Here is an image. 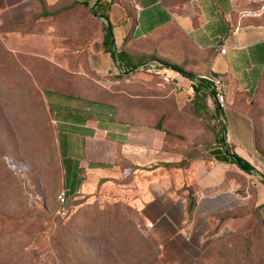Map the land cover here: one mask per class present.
Returning a JSON list of instances; mask_svg holds the SVG:
<instances>
[{
    "label": "rangeland",
    "instance_id": "rangeland-1",
    "mask_svg": "<svg viewBox=\"0 0 264 264\" xmlns=\"http://www.w3.org/2000/svg\"><path fill=\"white\" fill-rule=\"evenodd\" d=\"M162 1L170 9L181 10L189 0ZM78 2L59 0L55 5H48L41 0L14 32L0 35V221L3 222H0V229L6 228L5 221L21 216L22 212L27 214L28 221L43 219L44 225L50 224L46 213L51 209V218L58 214L80 213L82 218L89 217L90 226L84 225L86 219L68 230L77 241L78 249L89 254V264H122L114 248L87 233L101 232L100 228L110 219L103 216H111L108 211L115 210L113 219L121 226L133 227L139 223L142 231L158 242L156 222L142 219L137 207L127 205L129 197L126 200L121 196V190L116 189L119 187L114 183L95 194H71L65 204L59 201L58 195L65 181L51 91L64 89L65 95L110 105L120 119L158 129L160 148L168 152L167 156L174 162H179L165 166L158 175L160 178L171 176L179 186L176 189L179 194H186L184 190L190 187L187 185V162L200 159L205 151L216 147L215 137L222 133L213 109L195 111L192 95L182 104L177 101L174 81L165 83L160 76L149 72L120 77L121 71L114 74L93 71L88 48L102 33V21L92 17L89 6ZM242 7L252 11L262 9L260 18L264 19V0H249ZM104 22L110 23L105 19ZM163 34L174 39L176 46L173 51H163L162 58L170 64L184 66L188 72L205 73L201 63L204 53L193 46L182 30L177 27L165 30ZM149 39L157 40V36ZM169 71L166 74L181 76L174 68ZM207 100L213 108L210 97ZM257 145L264 151V140L260 135ZM71 152L72 149H65V164L71 161L68 157ZM126 164L127 160L123 159L121 165H129ZM149 174L144 171L145 181L151 179L147 177ZM68 177L72 178L70 170ZM233 177L239 183V203L201 220L202 237L190 235L188 245L187 229L182 238L177 233L162 240L165 248L161 247L165 251L159 247V253L163 264L187 261L193 264L196 260L195 264H264L262 233L252 241L254 253L244 251L246 239L258 224L257 180L241 166ZM152 191L165 194L167 189ZM150 197L145 195V200ZM150 206L145 204L143 208ZM29 208H35L37 212L30 214ZM85 208L90 210L88 215ZM149 222L153 225L149 226ZM228 233H232L230 237ZM38 249L42 264H54V254L50 250L41 245ZM36 260L34 257L32 262Z\"/></svg>",
    "mask_w": 264,
    "mask_h": 264
},
{
    "label": "crops",
    "instance_id": "crops-1",
    "mask_svg": "<svg viewBox=\"0 0 264 264\" xmlns=\"http://www.w3.org/2000/svg\"><path fill=\"white\" fill-rule=\"evenodd\" d=\"M87 1L97 5L100 0ZM247 1L189 0L181 10H173L162 0H118L109 10L117 50L132 28L130 12L137 15V24L126 45L130 51L137 46L143 48L142 44L155 35L159 45L174 46V39L163 32L177 27L197 48L215 50L211 70L221 76L225 84L227 106L223 115L227 142L223 133L221 145L205 151L203 157L187 167L190 187L184 192H195L197 196L193 212L189 211L187 195L176 191L179 186L173 178L158 175L166 166L162 162H174L167 156L168 152L160 148L158 129L124 121L110 105L89 103L63 94L64 89H57L51 91L50 101L55 112L65 181L63 189L67 196L95 194L114 183L119 187L116 189L121 190V196L126 200L129 197L128 206L137 207L142 219L156 222L160 237L157 243L162 252L165 251L162 240L177 233L182 238L186 229L188 245L190 235L202 237L201 220L239 203V183L233 177L239 172V165L227 153L230 149L255 167L250 173L257 180L256 200L264 222V151L257 145L259 135L264 140V19L260 18L262 9L252 11L242 7ZM37 5L38 0H0V35L14 32L26 12ZM221 46L226 48L225 53L219 51ZM88 60L91 69L99 74H114L121 69L117 58L105 50L102 33L91 41ZM167 75L179 85L176 97L182 104L193 93V80L182 74ZM210 101L216 105L214 98ZM65 149H72L68 154L71 161L66 164ZM123 159L128 166L121 165ZM148 166L152 167L145 168ZM144 171L150 173L147 177L151 179L145 181ZM163 188L167 189L165 194L152 191ZM145 195L152 197L145 200ZM145 204L151 206L144 209ZM178 264H188V261Z\"/></svg>",
    "mask_w": 264,
    "mask_h": 264
},
{
    "label": "trees",
    "instance_id": "trees-1",
    "mask_svg": "<svg viewBox=\"0 0 264 264\" xmlns=\"http://www.w3.org/2000/svg\"><path fill=\"white\" fill-rule=\"evenodd\" d=\"M40 1L41 0H38V5L32 10L36 9L39 6ZM44 1L48 5H55L57 2H59V0H56L52 3L48 2L47 0ZM116 1L118 0H100L97 5L96 3L90 5L87 0H79L78 3L89 6L90 10H92L93 13L92 17L95 19L99 18L102 21L101 30L103 34V43L105 45V50L110 51L111 54L117 58L119 65L123 70V72H119L118 75H120V77H125L128 75L136 74L138 72H149L151 74L160 76L165 81V83L173 82V80L165 79V76L167 75L166 71L170 68L185 70V67L182 65L178 66L168 63L164 58L161 57L160 54H162L165 50L173 51L176 45L162 46L159 45L156 40L147 39V41L142 44L143 48L141 49L138 48V46L137 49L133 51H130L128 48H126L131 32L134 26L137 24L136 13L130 12L132 28L129 31V34L124 37L123 46L118 50L115 49L112 25L111 27H109L107 24H105L104 19L110 21L109 10L111 8V5ZM32 10L26 12L24 20L21 24H19V26H21L25 22L27 14L31 13ZM191 43L193 44V42ZM193 46L197 50H200L204 53V56L201 59V63L205 67V73L198 74L193 71L190 72L197 77L195 81H192V103L194 105L195 111L197 110L198 112L213 109L216 117V123L219 126L221 133L223 134L224 129L220 126L218 108L216 105H213V108H211L208 105L207 100V98L209 97L213 98L214 89L212 88V78L213 76H219L211 70L215 50L212 48L201 50L194 44ZM151 60H158L162 63L161 65H158V70L154 71L150 69L148 65H145L143 68L135 72H130L131 70H134L135 68L146 64ZM173 84L174 88H176L175 82ZM222 134H218L215 137L216 146L222 144ZM227 153L229 154L231 160L238 165L240 163L241 165L239 166H241L243 169L255 170V167L249 161L236 153H232L230 149H227ZM178 163L179 162H162L161 164L171 166ZM189 165L190 162H187L186 166L188 167ZM150 167L152 166H148L145 168ZM186 195L188 199L189 211L193 212V210L195 209L197 196L195 192H189ZM69 197L70 195L67 196L66 203L68 202ZM85 209V213L88 215V212H90V210H88V208ZM34 210L35 208H29L27 209V212L30 214L37 212L36 210ZM114 211L115 210L108 211V214L111 216H103L110 217V219L107 220L105 226H102L100 228L101 232L95 234V231H91L87 233V235L105 245H108L111 248H114L117 251L122 264H163L160 259L158 243L148 237L142 231L139 223H136L135 225H133V227L128 224L121 226L120 223L116 221V219H113V215L115 213ZM52 212L53 210L51 209L50 212L46 213V220L49 221V225H44V223H42L43 219H41L40 221L38 220L30 222L28 221L27 214L25 215L23 214V212L20 213L21 216L13 217V219L8 222L5 221L6 228L0 229V264H42L38 249L40 245L41 247L44 246V249L50 250L54 254V264H89V254L81 250L80 248L78 249L79 245L77 241H75V239L69 234L68 230L75 223L86 221V219L87 221L84 223V225L86 226V228H88L91 224L89 221V217L85 216L82 218L80 213H75L71 215L68 214V216H61L60 214H58L54 218H51L50 215L52 214ZM256 217L258 218V224L252 231V234L246 239L247 244L244 250L246 254H253L254 243L252 241L257 238L260 233H262L264 236V222L260 211V205L257 206ZM0 222L3 223L2 220ZM131 228H134V230H130ZM231 234L232 233H228L227 236L230 237ZM34 257L37 258L36 262H32ZM196 261H194L193 264H195Z\"/></svg>",
    "mask_w": 264,
    "mask_h": 264
},
{
    "label": "built area",
    "instance_id": "built-area-1",
    "mask_svg": "<svg viewBox=\"0 0 264 264\" xmlns=\"http://www.w3.org/2000/svg\"><path fill=\"white\" fill-rule=\"evenodd\" d=\"M219 51L221 53H225L226 52V48L224 46H221L219 48ZM161 64L162 63L160 61H158V60H151V61L147 62L146 64H143V65L139 66V69L143 68L145 65H148L150 67V69L156 71V70H158V65H161ZM120 71L123 72L122 69H120ZM165 79L166 80H173V78L170 77L169 75H166L165 76ZM212 80H213L212 88L214 89V91H213V98L219 104L220 108L223 111V109L227 106L226 89H225V84H224L223 78H221L219 76H213ZM175 84H176V88L178 89L179 88V85L176 82H175ZM224 121L225 120H224L223 112L222 113H219V122H220V126L223 129L225 128ZM224 133L226 135L225 129H224ZM226 142H227V135H226ZM58 198L60 199V201L63 204H65L66 201H67V193H66V191L65 190H62L59 193ZM148 224H149V226H152L153 225L152 222H149Z\"/></svg>",
    "mask_w": 264,
    "mask_h": 264
},
{
    "label": "water",
    "instance_id": "water-1",
    "mask_svg": "<svg viewBox=\"0 0 264 264\" xmlns=\"http://www.w3.org/2000/svg\"><path fill=\"white\" fill-rule=\"evenodd\" d=\"M106 20V19H105ZM108 26L109 27H111V24L110 23H108ZM115 49H116V47H115ZM139 69V67H137V68H135L134 70H131L130 72H135V71H137ZM177 72H179V73H181V74H184V75H186V76H188L189 78H191L193 81H195L196 79H197V77L195 76V75H193L192 73H190V72H188V71H185V70H182V69H178V68H174ZM216 105H217V108H218V110H219V113H222L223 111H222V109L220 108V106H219V104L216 102ZM239 165H241L240 163H239ZM247 171H249V172H252L253 170H251V169H247Z\"/></svg>",
    "mask_w": 264,
    "mask_h": 264
}]
</instances>
